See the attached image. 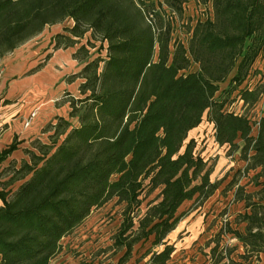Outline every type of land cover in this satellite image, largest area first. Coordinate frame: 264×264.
Masks as SVG:
<instances>
[{
    "label": "trees",
    "instance_id": "obj_1",
    "mask_svg": "<svg viewBox=\"0 0 264 264\" xmlns=\"http://www.w3.org/2000/svg\"><path fill=\"white\" fill-rule=\"evenodd\" d=\"M185 1L0 0V57L67 18L69 35L56 34L55 47L61 39L64 48L73 46L87 33L89 47L105 43L104 56L90 59L85 45L73 54L81 68L70 80L81 79L79 94H67L64 103L77 124L58 118L51 143L41 144L39 154L28 150L31 161L23 160L0 188V264H51L62 238L113 199L122 205L113 237L124 250L120 263L150 240L141 255L146 264H166L174 250L167 235L187 212H178L182 203L201 205L219 186L187 139L207 109L215 142L229 156L239 152L245 173L264 177V116L253 135L246 115L214 99L234 69L231 80L240 85L264 50V0H200L210 4L212 17L195 22L187 45L173 37L163 8L181 15ZM261 94L264 82L240 89L238 98L249 105ZM16 148L15 141L0 147V165ZM260 184L256 199L237 197L247 209L239 215L243 230L226 231L242 248L238 259L231 256L237 245L220 247L218 234L209 264H243L264 254Z\"/></svg>",
    "mask_w": 264,
    "mask_h": 264
},
{
    "label": "rangeland",
    "instance_id": "obj_2",
    "mask_svg": "<svg viewBox=\"0 0 264 264\" xmlns=\"http://www.w3.org/2000/svg\"><path fill=\"white\" fill-rule=\"evenodd\" d=\"M163 8L173 23V37L185 45L195 22L212 17L210 4L200 0H186L181 15L170 12L165 6ZM72 24L73 21L67 18L47 25L40 33L0 57V147L13 141L17 144L10 157L0 165V188L23 160L31 161L28 150L39 154L41 144L51 143L52 125L58 118L63 117L71 124H77L75 118L68 117V104L64 103L67 94H79L81 79L70 80L71 75L81 68V63L73 58V54L79 46L85 45L90 59L98 54L104 56L105 43L96 41L94 48L89 47L87 33L73 46L64 48L65 40L61 39L60 47H55V35H69L65 28ZM99 46L101 49L97 50ZM196 68L194 63L190 67L191 70ZM234 74L235 69L218 84L214 99L224 101L223 108L226 110L246 115L255 135L257 122L264 116V94L255 103L244 105L238 98V91L264 82V50L258 54L240 85L231 80ZM190 138L195 143V154L202 157L211 169L210 179L219 182V186L201 205L192 204V200L182 203L178 212H187L167 235L174 250L166 264H209L211 247L215 244L211 240L217 239L218 234L220 247L237 245L231 256L238 259L242 248L236 238L226 231L228 228L243 230L239 215L247 209L237 197L250 194L256 199L264 177L256 178L255 170L245 173V162L240 159L239 152L229 156L225 148L215 142L210 109L204 112L201 122L188 132L187 139ZM237 142L242 144L241 140ZM21 181L8 185L6 189L14 190ZM144 205L145 202L141 205L142 210ZM121 209L122 205L116 204L115 199L93 209L80 226L62 238V249L51 264H146L147 257L141 255L150 240L136 244L130 258L122 263L119 261L124 250L114 246L113 237L122 220ZM243 264H264V254L253 256Z\"/></svg>",
    "mask_w": 264,
    "mask_h": 264
},
{
    "label": "crops",
    "instance_id": "obj_3",
    "mask_svg": "<svg viewBox=\"0 0 264 264\" xmlns=\"http://www.w3.org/2000/svg\"><path fill=\"white\" fill-rule=\"evenodd\" d=\"M221 147V146H220ZM173 231V230H172Z\"/></svg>",
    "mask_w": 264,
    "mask_h": 264
}]
</instances>
